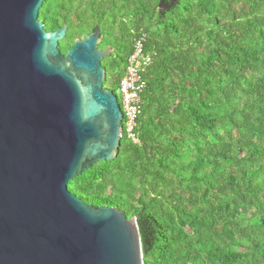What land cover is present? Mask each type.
<instances>
[{"label": "trees", "instance_id": "1", "mask_svg": "<svg viewBox=\"0 0 264 264\" xmlns=\"http://www.w3.org/2000/svg\"><path fill=\"white\" fill-rule=\"evenodd\" d=\"M39 20L68 24L64 54L100 29L115 93L137 38L153 56L139 142L70 191L137 217L145 264H264V0H46Z\"/></svg>", "mask_w": 264, "mask_h": 264}, {"label": "water", "instance_id": "2", "mask_svg": "<svg viewBox=\"0 0 264 264\" xmlns=\"http://www.w3.org/2000/svg\"><path fill=\"white\" fill-rule=\"evenodd\" d=\"M45 1L0 0V264H145L137 217L69 188L122 145L113 48L98 29L64 54L69 26L46 30Z\"/></svg>", "mask_w": 264, "mask_h": 264}, {"label": "built area", "instance_id": "3", "mask_svg": "<svg viewBox=\"0 0 264 264\" xmlns=\"http://www.w3.org/2000/svg\"><path fill=\"white\" fill-rule=\"evenodd\" d=\"M152 61L153 56L146 51V38H137L118 89L117 95L124 114L123 136L135 143L139 142L137 127L142 113V95L146 88L145 75Z\"/></svg>", "mask_w": 264, "mask_h": 264}, {"label": "flooded vegetation", "instance_id": "4", "mask_svg": "<svg viewBox=\"0 0 264 264\" xmlns=\"http://www.w3.org/2000/svg\"><path fill=\"white\" fill-rule=\"evenodd\" d=\"M109 47H111V46H109ZM107 48H108V47H107ZM107 48H105V49H107ZM112 48H113V47H112ZM105 49H103V50H105ZM115 51H116V49L113 48L112 54H113Z\"/></svg>", "mask_w": 264, "mask_h": 264}, {"label": "rangeland", "instance_id": "5", "mask_svg": "<svg viewBox=\"0 0 264 264\" xmlns=\"http://www.w3.org/2000/svg\"><path fill=\"white\" fill-rule=\"evenodd\" d=\"M116 94H118V92L116 93ZM119 95V94H118ZM123 141H125V137L123 136Z\"/></svg>", "mask_w": 264, "mask_h": 264}]
</instances>
